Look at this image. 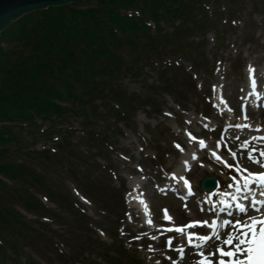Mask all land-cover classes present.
I'll return each mask as SVG.
<instances>
[{"label":"rangeland","instance_id":"rangeland-1","mask_svg":"<svg viewBox=\"0 0 264 264\" xmlns=\"http://www.w3.org/2000/svg\"><path fill=\"white\" fill-rule=\"evenodd\" d=\"M218 8L221 11H225V8H227L225 14L230 12L225 2L220 3ZM210 9H214L213 5ZM232 12L234 17L226 16L221 21H216L218 27H221V24L226 22L225 20L232 21L231 24L235 25V31L229 33L226 43H217L214 32H211L208 36L207 58L204 60H207V65H195L189 56L181 57L182 59L169 57L167 63H172L173 61L170 58H173L176 63L181 64V67L179 70L172 69L168 75L163 76L162 80L157 78L158 75L155 70L158 71L160 66L158 65L159 62H156L157 59L155 53L152 52V46L149 49L142 46L139 48L133 46L123 48V52L127 51L126 60L129 64L134 63L138 66L139 61H141V64H145L147 58L153 56L155 58L154 70L148 66L143 67L140 76L137 77L128 72H115L116 89L125 90L128 95H137L143 99L153 100L155 105L162 109L161 114L156 111L150 112V110L155 109L153 106L147 108L145 101L141 100L137 104L122 101V108L129 110L130 117L133 118L131 120L132 129L120 125L119 128H122V131H119L116 123L111 120L112 125L110 126H105V124L103 126L99 123L83 132L82 119L69 117L66 124L60 128L73 132V137H67L70 151L72 148H76L86 155L89 150L95 153L96 150L93 149L95 143L88 144L89 134L100 130L104 132L102 136H109L114 145L111 163L104 160V157L100 158V156L88 159L86 166L78 168V172L76 170L78 182L73 180L71 174L73 169H66L69 167L67 163L57 166V160L62 159L61 153L67 150V146L62 143V134L57 133L52 137L41 135L42 131L48 128V125H44L40 131H34L32 128L27 129L26 127H15L13 129L16 141L5 147L2 156H0V162L31 166L32 170L36 169L40 174L46 175L45 182L47 186L44 185L43 188V185L31 182V176L28 174H18L14 178L16 182H13L9 187L16 188V184H27L31 188V193L47 209L59 212L65 220L69 221L71 218V223L74 225V227L66 228V224L59 223V221L38 219L41 221L39 228L47 226L51 230V234L48 233L47 238L44 240L40 239V242L38 241L35 245L36 248L32 250L26 248L25 252L34 257L39 264H68L51 245L52 239L56 244L55 247H58L61 252L73 259V264H112L106 259L112 260L116 257L117 254L114 253H117L118 246L121 243H129L133 257L140 264H161L162 259H153V254L150 253L152 247L155 248L154 252L157 254L168 255L169 240H173V238L170 237L167 243L164 242V247H161L160 242L162 239L158 236H155L158 237L157 239H153V235L144 237L143 232L139 230L143 225V222L140 221L141 214L135 206L133 207L134 204L129 202L130 195L134 194L135 190L131 191L129 188L134 185V182L139 181L143 185L141 191L150 194L152 189H155L161 182L171 185L173 181L170 178L175 174L173 170L179 166L178 158H186L190 154L191 158H186L189 161L188 168L194 169L196 165L199 167L193 171L192 176L188 179L193 184H198V181L206 176L205 171H203L205 169L200 165L202 156L206 154L205 151H202V147H206L210 153V148L218 150L220 146L226 153L225 160L227 162L232 157L229 151L230 144L222 139V135L227 128L226 125L230 124L231 121H237V124L241 125L242 122L247 120L244 118L245 115L240 107L241 102L239 103L238 99L244 96L242 90L245 87L244 80L250 74V66L256 72L261 70L264 72V11L252 12L251 0H245V6L234 5ZM152 26L154 25L152 24ZM161 26L167 31L172 30L171 25L163 22H161ZM223 29L226 33L231 30H227L226 27H223ZM152 32L155 34L154 30ZM248 33H251L250 41L247 40ZM138 35L139 33L135 36ZM195 37V39L201 38L200 36ZM195 39L193 40L197 42ZM158 40L154 41L158 42ZM8 46L9 44L3 43L1 48L6 49ZM20 48L21 50L18 49V53L21 51L20 55H26V60L33 54H29L28 51L24 52L22 47ZM49 60H51V56L47 55L46 61ZM27 62L30 61L27 60ZM201 62H203V59ZM232 63H235L236 68L242 65L244 70H235L231 67ZM184 69L185 71H183ZM175 72L177 77L173 81L174 87L178 88L177 85H180L177 92L181 90L186 96L184 99L174 89L168 91L165 88L168 81L171 82ZM187 74L193 76L191 83H188ZM48 77V72L44 73V79ZM63 78L67 79L68 76ZM155 82L157 84L153 85ZM194 82L197 84L198 91L192 89ZM220 96L223 98V105L216 109L215 103L213 105L211 100L217 101ZM205 97H208V100H205ZM209 104L213 107V112L210 115L211 119L205 121L199 113L208 109ZM236 105L239 106L241 115H236ZM100 110L106 112L108 109L100 107ZM37 122L41 124L39 120ZM162 128L169 130L164 138L158 137V134L161 133L159 130H162ZM148 129L154 130L155 134H149ZM112 133L113 138L111 137ZM192 137H196V139ZM154 139L159 145L162 141V150L165 156L161 159L155 156L154 150L148 147L145 141L152 142ZM200 141H203L206 146H201ZM57 142L59 144L56 145ZM196 144H199V146ZM61 145H63L62 148L59 147ZM143 150L149 155V159L145 160L140 166ZM43 151H49L48 155L50 153L51 155L45 156L53 158L47 161L46 164L36 161L39 153ZM173 152L176 156L173 155ZM62 160L67 162L68 157ZM97 164L100 166H97ZM217 168L219 172L215 173V176H219L222 186L227 184L226 180H229L231 175L236 174L234 169L227 171L228 167L225 164L219 165ZM49 178L53 182H58L61 186L53 198L50 197L49 189H47L48 186H51ZM122 181L127 183L128 194H126L125 200L128 213L126 228L120 232L121 235L116 245L110 236V232H116L115 220H121L122 196L113 188L119 190ZM195 190L198 191V188H195ZM122 195L124 199L123 191ZM199 198H201V195L194 197L193 200L199 202ZM19 201H21V198L17 193L12 198L11 195L9 196V192L0 189V203L5 208L12 209L29 220H37V218L22 209L21 204L23 202ZM163 205L170 206L171 211H168L170 216L179 222L178 225L182 226L187 225L184 222L188 219L187 215H190L189 210L197 213V210H193L189 205L186 208L183 202L160 200L156 208L153 207L152 215L154 217L157 216L155 212L161 214L160 208ZM161 217L162 214L159 219ZM198 218V221L207 220L210 222L209 216L200 214ZM157 227L160 228L159 225ZM209 231L210 229L205 227L198 234L208 235ZM70 232H72L75 241L69 239ZM91 236L107 243V249H102L97 255L90 256V252L94 249V247H91ZM71 240L74 242L73 246L69 245L70 242L72 243ZM170 262L175 261L172 259ZM69 264L72 263L69 262Z\"/></svg>","mask_w":264,"mask_h":264},{"label":"trees","instance_id":"trees-1","mask_svg":"<svg viewBox=\"0 0 264 264\" xmlns=\"http://www.w3.org/2000/svg\"><path fill=\"white\" fill-rule=\"evenodd\" d=\"M209 1L81 0L71 6L49 8L23 17L1 34L0 45L9 46L7 49L0 46V124L29 123L35 130L48 124L45 135L61 132L58 127L64 125L70 115L84 117L85 125L87 122L93 125L91 119L107 124L108 115L99 110L97 101H101L109 114L124 122L121 110L112 107L113 103L122 104L128 99L136 102L137 98H128L115 87L114 73L121 71L125 60L123 48L149 49L152 46L153 52L163 57L159 44L166 43L171 47V55L178 58L204 52V42L189 43L188 38L196 33L207 35ZM164 20L170 23L179 20L182 26L174 27L167 35H152L149 22H154L158 34L162 31L159 23ZM156 39L158 42L154 41ZM20 47L24 52L33 53L27 59L30 62L25 59L26 55H20L21 51L18 53ZM47 55L51 60L46 61ZM46 72L49 77L44 79ZM66 75L68 78L64 79ZM35 119L42 125H37ZM12 128L0 126V156L13 141ZM96 135L98 140L104 141L102 133ZM63 141H67L66 138ZM66 151L67 155L63 152L61 158L69 156L67 162L57 160V166L64 163L73 166L83 161L81 153ZM101 154L111 156L112 153L103 147ZM45 155L49 156L48 152L41 153L39 161L51 160ZM18 174L43 181L28 166L0 162V175L4 178L13 182ZM0 189L14 192L2 179ZM9 213L0 205V220L6 221L8 215H12ZM23 226L33 235H40L31 224L23 222ZM5 228L12 230L10 226ZM4 242L19 250L20 245L13 239V244L6 239Z\"/></svg>","mask_w":264,"mask_h":264},{"label":"snow or ice","instance_id":"snow-or-ice-1","mask_svg":"<svg viewBox=\"0 0 264 264\" xmlns=\"http://www.w3.org/2000/svg\"><path fill=\"white\" fill-rule=\"evenodd\" d=\"M249 71L253 73L252 83L255 85V69L249 68ZM245 119H248L247 112L245 111ZM238 128H252L251 124L236 125ZM257 132H264V127H257L254 129ZM191 135V133H189ZM196 139V137H192ZM239 139V137H237ZM264 140V136L259 138L253 136L252 140ZM201 146H206L203 141H200ZM251 141H245L244 147H248ZM179 147V146H178ZM231 156L236 157V152L231 151ZM259 151V156L253 155ZM216 159L222 160V157L213 153ZM264 150H258L251 148L247 157L251 164L260 165L259 170H249V166L244 161H236L235 164H228L226 160L223 163L229 168H235V171L239 173L237 176H232L233 184H229V188H235L237 193L251 192L254 185H259L264 188ZM194 158H196L194 156ZM190 170V169H189ZM175 176V174H173ZM185 185L188 186L191 191L190 182L184 178ZM260 196H264V191H261ZM223 199L220 204L228 205L232 203L236 209L243 215L240 217L232 216L229 212L231 219L217 218L212 222L196 221L186 226H179L175 228H169L167 231H175L180 234H185V228L191 229L194 227H207L211 229L208 235L194 234L191 231L187 232L188 244L196 250V264H264V199H258L256 197H250L248 195H236L233 196L231 192H224ZM228 198H231L230 200ZM247 201V203H244ZM146 203V202H145ZM216 207H219L217 205ZM221 211L224 209L221 208ZM167 214V210H165ZM215 215V213H214ZM167 219L172 221L173 218L168 215ZM149 224H153V221L149 220ZM142 238V237H138ZM157 239L158 237H152ZM194 239L198 242L194 243ZM172 240H169V250H173L179 253L177 260L174 264H188V257L186 255V249L183 245L176 249H172ZM211 242V243H209ZM151 251H155L152 247ZM172 260V257H168Z\"/></svg>","mask_w":264,"mask_h":264},{"label":"bare ground","instance_id":"bare-ground-1","mask_svg":"<svg viewBox=\"0 0 264 264\" xmlns=\"http://www.w3.org/2000/svg\"><path fill=\"white\" fill-rule=\"evenodd\" d=\"M258 79L259 81H263L264 80V75L263 74H258ZM262 91L264 92V89H262ZM252 96H249V98H251ZM250 107V110L249 112H247V116L248 118L251 120V122H256V123H261L262 125L261 126H264V110H257L255 111L251 106ZM252 125V123H250ZM259 127V125L257 126ZM255 128H249V131L246 132V130H242V128H238V129H233L231 131H227L226 132V140H228L233 149L237 150L238 152L240 153H245L246 156L244 157L243 154H239L240 155V161H244L245 163L248 164L249 166V170H259L261 168L260 165H255V164H251L247 157L249 155V152H250V149L251 148H255V149H258V150H264V140H252V137L255 136L257 138L261 137V136H264V132H257V131H254ZM237 137H239V139H237ZM245 141H251V144L248 146V147H244V143ZM253 155H256V156H259V151L255 152V153H252ZM261 159H264V157H260ZM213 171V170H212ZM254 191L251 190V192H247V195L250 194V196L252 197H256L258 199H264V196H260V192L261 191H264V188H261L258 184L257 185H254ZM232 195H234L235 193H237L235 191V189L231 192ZM238 195H241V197L243 195H245V193L243 194H238ZM208 198H214V197H217L219 201H221V199H223V193H220L219 191L215 192L214 194L212 195H207ZM229 200L231 198H228ZM135 202L137 203V208L140 206L141 204V208L143 209V211H145V213H149L150 212V209L148 208L147 206V202L145 200L143 201H140V204H139V200H137V198H134ZM146 202V203H145ZM247 201H244V203H246ZM232 203H229V207L230 209L232 208L231 206ZM144 212H143V218L147 221V216ZM214 211H211L209 212L210 215H214ZM217 214V213H216ZM222 214H225V213H222ZM232 216L234 217H237V215L235 214H232ZM232 217L230 216H227L226 218H224L223 216L220 217V219H231ZM148 223V222H147ZM200 228L198 227H194V228H191V229H187L185 231V234H183L182 236L175 232V231H167V233H161V232H164V231H148L147 229H143V231H146L147 233H152V234H160L162 236H174L175 239H174V245H177V246H186L188 245V247L186 248V255L188 257V264H196V250L193 249L189 244H188V240H187V232L191 231L192 233L196 232V230H198ZM211 232V230H210ZM194 243L198 242L194 239L193 241ZM211 243V242H209ZM174 256V254H172ZM155 257L157 259L160 258V256L158 254H155ZM163 264H172V263H169V261L167 260H164ZM174 264V263H173Z\"/></svg>","mask_w":264,"mask_h":264},{"label":"water","instance_id":"water-1","mask_svg":"<svg viewBox=\"0 0 264 264\" xmlns=\"http://www.w3.org/2000/svg\"><path fill=\"white\" fill-rule=\"evenodd\" d=\"M79 0H0V35L13 22L35 11L49 7H62L78 2ZM217 182L214 179L203 181L202 188L211 191Z\"/></svg>","mask_w":264,"mask_h":264}]
</instances>
